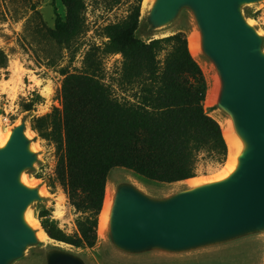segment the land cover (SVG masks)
I'll return each mask as SVG.
<instances>
[{"label":"trees","instance_id":"trees-1","mask_svg":"<svg viewBox=\"0 0 264 264\" xmlns=\"http://www.w3.org/2000/svg\"><path fill=\"white\" fill-rule=\"evenodd\" d=\"M124 1L126 16L103 28L102 50L89 51L77 72L60 69L61 109L30 120V129L54 145L56 180L67 189L79 214L74 235L43 220L47 212L38 216L41 227L50 239L75 248H92L97 241L98 216L112 169L173 184L196 177L201 161L221 166L227 156L221 128L205 111L207 84L187 37L177 32L149 42L138 39L142 0L107 4L113 8ZM60 2L64 16H56L47 34L58 47L71 51L86 32V0ZM113 55L121 57V67L112 85L105 82L102 63ZM7 63L0 49V70ZM40 99L35 96L23 111H32Z\"/></svg>","mask_w":264,"mask_h":264},{"label":"water","instance_id":"water-1","mask_svg":"<svg viewBox=\"0 0 264 264\" xmlns=\"http://www.w3.org/2000/svg\"><path fill=\"white\" fill-rule=\"evenodd\" d=\"M254 2L154 0L150 5L149 29L169 25L183 9L193 14L202 56L219 77L216 107L232 121L244 149L235 172L225 180L164 199L119 183L107 229L116 249L129 254L177 253L264 232V48L240 11ZM26 132L21 121L0 148V264H12L39 243L37 232L23 218L31 204L43 200L39 186L27 187L19 179L37 160ZM49 257V264H82L68 254Z\"/></svg>","mask_w":264,"mask_h":264},{"label":"rangeland","instance_id":"rangeland-1","mask_svg":"<svg viewBox=\"0 0 264 264\" xmlns=\"http://www.w3.org/2000/svg\"><path fill=\"white\" fill-rule=\"evenodd\" d=\"M107 2L86 0V32L76 42L73 48L76 53L73 55V50L58 47L47 34L48 30L53 29L56 16H64L60 0H0V49L8 60L7 68L0 70V129L11 130L25 121L30 132L28 138L34 144L33 152L37 156L33 168L26 171L25 176L30 182L39 183L44 190L41 195L43 200L31 204L29 211L40 228L38 216L47 212L43 220L55 222L66 235L78 232L76 219L79 214L71 204L67 189L56 180L58 158L54 145L42 140L30 129V120L50 113L53 108L61 109L63 77L60 69L67 68L71 73L79 71L89 51L104 47L106 39L103 28L126 16L127 2L113 8H109ZM240 11L244 20L263 39L264 48V0L243 5ZM148 12L149 8L142 14L140 11V27L136 32L138 39L149 42L182 32L187 37L192 56L197 59L192 35L198 34L199 29L189 9L181 10L169 25L157 29L146 26ZM197 63L207 84L205 111L216 121L221 117L227 119V115L211 100L212 92L219 86L213 64L204 56ZM102 67L105 82L113 85L121 67V57H104ZM37 95L40 101L34 104L32 111L24 112L23 105ZM116 95L128 96L120 91H116ZM224 164L213 166L201 161L196 177L205 181L215 179ZM108 177L112 194L119 183L127 182L152 199H164L191 186L187 182L166 184L150 181L123 168L112 169ZM33 229L38 232V229ZM101 235L97 228V241L92 248H75L52 239L45 242L38 237L39 243L27 248L23 257L12 264H49V256L55 252L68 254L82 264H264V232L184 252L151 250L141 254L122 252L112 245L107 231L103 237Z\"/></svg>","mask_w":264,"mask_h":264},{"label":"bare ground","instance_id":"bare-ground-1","mask_svg":"<svg viewBox=\"0 0 264 264\" xmlns=\"http://www.w3.org/2000/svg\"><path fill=\"white\" fill-rule=\"evenodd\" d=\"M152 2H154V0H142V4H141V14L148 8H150ZM194 38V48L196 51V58L195 59L193 56V58L195 60H200L201 56H202V50H201V45H200V38L198 36V34H193L192 35ZM189 51H190V47H189ZM191 53V52H190ZM192 55V54H191ZM219 89H220V85L215 87L214 92H212V98L211 100H213V102L217 101V96L219 93ZM220 128H221V132H222V136L223 139L225 141L226 147H227V156H226V162L223 166V168H221V171L218 173V177L212 180H200L197 177L185 180V181H181V182H187L189 183L191 186L190 188H196L205 184H209V183H214V182H218V181H222L225 180L226 178H228L233 172H235L236 168H237V159L238 156L241 154V152L244 149V144L243 142L238 138V136L235 134L234 128H233V123L230 119H225L222 118L217 121ZM10 133L11 130H1L0 129V148L4 147L5 144L7 143L9 137H10ZM25 135L27 137L30 136V132H26ZM30 149L33 151L34 150V144H31ZM131 172V171H130ZM135 174V173H134ZM109 177H107V183H106V189H105V195H104V200H103V205L100 211V214L98 216V233L102 234L101 237L104 236L105 232L108 229L109 226V218H110V212H111V208L113 205V198H112V193H111V188H110V184H109ZM20 182L22 184H24L27 187H37L39 186V183H37L36 181L34 182H30L27 177L25 176V174H22L20 177ZM180 183V182H178ZM39 193L40 195H43L44 190L43 188L39 189ZM24 221L26 222V224L30 227H33L35 229H38L37 232V236L45 242H51V239L48 238V236L46 235V233L44 232V230L42 228H40V226L35 222L34 218L31 216V213L29 210H27L24 213ZM62 244V243H61Z\"/></svg>","mask_w":264,"mask_h":264}]
</instances>
